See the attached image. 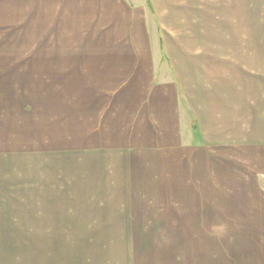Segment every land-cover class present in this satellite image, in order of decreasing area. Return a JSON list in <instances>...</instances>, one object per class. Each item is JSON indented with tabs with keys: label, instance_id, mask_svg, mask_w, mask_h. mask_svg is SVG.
Returning <instances> with one entry per match:
<instances>
[{
	"label": "crops",
	"instance_id": "0c3cea01",
	"mask_svg": "<svg viewBox=\"0 0 264 264\" xmlns=\"http://www.w3.org/2000/svg\"><path fill=\"white\" fill-rule=\"evenodd\" d=\"M262 58L264 0H0V212L32 210L53 252L0 264H84L57 259L58 206L110 196L103 172L185 206L168 232H240L164 264H264V70H244ZM59 146L81 148L65 199Z\"/></svg>",
	"mask_w": 264,
	"mask_h": 264
},
{
	"label": "rangeland",
	"instance_id": "374dc122",
	"mask_svg": "<svg viewBox=\"0 0 264 264\" xmlns=\"http://www.w3.org/2000/svg\"><path fill=\"white\" fill-rule=\"evenodd\" d=\"M247 62L248 69L246 66L244 70H264V58L250 59ZM64 147L66 146H59L58 149L59 199L62 197L65 199L64 195L69 191L65 187L69 181L67 177L69 163H66V156L62 155L81 151V148L74 150ZM31 165V162H28L20 169H15L13 166L11 170H20L26 174ZM106 168L113 166L106 164L103 169ZM100 176L101 180L107 181L111 186L102 189V193L111 195H106L98 205L89 201L82 203L83 199H77L85 193L81 191L77 198L72 199L75 203L82 204L81 207L72 204L58 206L59 229L62 227L64 230L72 231L57 232L54 245L58 247L59 261H78L84 264H164V245L186 243L200 247L206 244L224 246L235 243L228 234L236 232H173L171 230L168 232L163 226L165 220L171 224L169 228L178 226L177 212L178 210L182 212L185 206L164 204L162 189L150 188L146 189L147 193L138 194L135 193L134 188L130 186L128 188V184L126 189H120L118 184L114 183L119 177L113 172H103ZM149 176L159 181L162 179L160 172L151 173ZM75 180L81 182L83 178H75ZM126 181H134L133 176L129 175ZM145 181L141 180L142 183ZM125 192L127 195H122ZM96 208L97 212H95ZM29 212L27 216L21 212L12 214L0 212V261L51 259L53 252H44L43 246L37 247V244H44L40 240L45 232H34L33 212L32 210ZM239 233L237 232L236 235ZM173 264L188 263L175 260Z\"/></svg>",
	"mask_w": 264,
	"mask_h": 264
}]
</instances>
